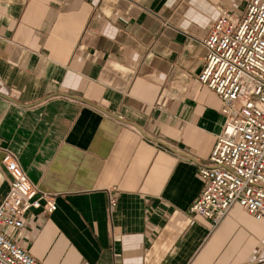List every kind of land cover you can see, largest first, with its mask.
I'll return each instance as SVG.
<instances>
[{
	"label": "crops",
	"instance_id": "0c3cea01",
	"mask_svg": "<svg viewBox=\"0 0 264 264\" xmlns=\"http://www.w3.org/2000/svg\"><path fill=\"white\" fill-rule=\"evenodd\" d=\"M249 2L0 0V203L11 152L57 205L6 236L42 264H264V220L190 214L224 125L202 42Z\"/></svg>",
	"mask_w": 264,
	"mask_h": 264
},
{
	"label": "built area",
	"instance_id": "2783aa9c",
	"mask_svg": "<svg viewBox=\"0 0 264 264\" xmlns=\"http://www.w3.org/2000/svg\"><path fill=\"white\" fill-rule=\"evenodd\" d=\"M218 11L202 42L198 82L219 98L224 125L209 164L199 169L204 189L190 208L214 225L235 205L264 220V0H250L241 17L222 6ZM3 164L12 180L0 203V264H42L1 229L22 230L30 210L53 213L56 199L30 182L13 153L6 152Z\"/></svg>",
	"mask_w": 264,
	"mask_h": 264
},
{
	"label": "clouds",
	"instance_id": "9594fccd",
	"mask_svg": "<svg viewBox=\"0 0 264 264\" xmlns=\"http://www.w3.org/2000/svg\"><path fill=\"white\" fill-rule=\"evenodd\" d=\"M118 34L119 30L111 25L106 26L103 32V35L111 41H115Z\"/></svg>",
	"mask_w": 264,
	"mask_h": 264
}]
</instances>
